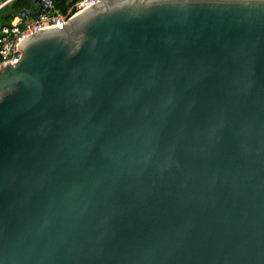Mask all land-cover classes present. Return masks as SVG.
I'll use <instances>...</instances> for the list:
<instances>
[{
    "label": "water",
    "instance_id": "water-1",
    "mask_svg": "<svg viewBox=\"0 0 264 264\" xmlns=\"http://www.w3.org/2000/svg\"><path fill=\"white\" fill-rule=\"evenodd\" d=\"M17 48L0 264H264V0H101Z\"/></svg>",
    "mask_w": 264,
    "mask_h": 264
},
{
    "label": "built area",
    "instance_id": "built-area-1",
    "mask_svg": "<svg viewBox=\"0 0 264 264\" xmlns=\"http://www.w3.org/2000/svg\"><path fill=\"white\" fill-rule=\"evenodd\" d=\"M100 2L101 0H67V11L62 12L57 7L56 0H41L43 8L36 19L30 15V11L22 10L11 24L0 27V68L16 64L21 59L22 52L17 48L18 42L42 30L66 26L73 16Z\"/></svg>",
    "mask_w": 264,
    "mask_h": 264
},
{
    "label": "trees",
    "instance_id": "trees-1",
    "mask_svg": "<svg viewBox=\"0 0 264 264\" xmlns=\"http://www.w3.org/2000/svg\"><path fill=\"white\" fill-rule=\"evenodd\" d=\"M57 7L66 12L68 5L67 0H56ZM35 9V0H12L0 8V27L11 24L12 20L19 15L22 10L33 12Z\"/></svg>",
    "mask_w": 264,
    "mask_h": 264
},
{
    "label": "crops",
    "instance_id": "crops-1",
    "mask_svg": "<svg viewBox=\"0 0 264 264\" xmlns=\"http://www.w3.org/2000/svg\"><path fill=\"white\" fill-rule=\"evenodd\" d=\"M12 0H0V5H2L0 8H2L3 6H5L6 4H8V3H10ZM6 2V3H5ZM5 3V4H4ZM36 10H37V6H36V4H35V9H34V11L33 12H30L31 14V16H32V14H34L35 12H36Z\"/></svg>",
    "mask_w": 264,
    "mask_h": 264
}]
</instances>
